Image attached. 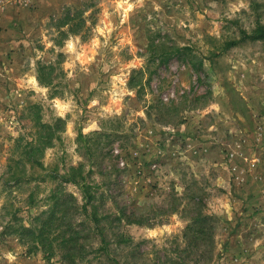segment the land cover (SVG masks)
I'll use <instances>...</instances> for the list:
<instances>
[{"label":"rangeland","instance_id":"rangeland-1","mask_svg":"<svg viewBox=\"0 0 264 264\" xmlns=\"http://www.w3.org/2000/svg\"><path fill=\"white\" fill-rule=\"evenodd\" d=\"M35 1L0 11V173L15 140L32 129L26 108L38 104L44 122L66 120L62 140L45 153L48 167L84 161L80 132L106 134L95 142L92 178L144 223L120 227L132 242L129 249L112 245L121 263L173 264L185 249L186 226L202 211L220 220L208 264H264V42L207 59L213 39H237L238 27L255 26L256 13L264 23V0ZM67 9L82 11L85 24L57 47L56 26ZM156 31L191 55L152 63L139 97L129 81L145 67L148 36ZM59 53L63 77L53 88L41 86L38 63L55 62ZM51 187L42 185L38 197ZM2 205L0 190V212ZM179 254L188 264L202 259L191 249ZM0 264L48 263L26 255L16 237H0Z\"/></svg>","mask_w":264,"mask_h":264},{"label":"trees","instance_id":"trees-1","mask_svg":"<svg viewBox=\"0 0 264 264\" xmlns=\"http://www.w3.org/2000/svg\"><path fill=\"white\" fill-rule=\"evenodd\" d=\"M257 11V9H256ZM85 20L82 11L67 9L57 23L58 36L55 45L63 47L64 42L72 35H80ZM237 39H227L209 50L208 60L214 61L229 49L238 47L246 42H264V23L261 15L256 13L255 26L250 30L237 29ZM169 35L162 31L153 32L148 36V45L144 51L146 64L143 69L135 70L129 81L130 89L136 90L139 97L149 87L151 76L149 68L156 62L167 64L175 57L185 56L187 59L190 47L170 45ZM64 54L59 53L52 63L39 62L37 80L46 88H53L54 82L63 77L61 64ZM192 58V62H203ZM196 69V70H198ZM149 74L147 81L142 76ZM54 91L52 96L56 97ZM161 104V108L166 105ZM154 109L153 103L148 105L147 115ZM27 119L32 129L21 135L14 142L6 170L0 173V190L3 205L0 212V237H16L28 256L41 254L48 264H123L113 257L112 245L131 248L132 242L120 231L122 225L144 224L128 215L114 201L113 196L105 189L104 182L95 181L92 176L96 173L94 148L98 139L106 134L96 132L95 138H90L80 132L78 136V151L84 159L78 165L60 169L55 164L48 167L43 159L48 149L62 140L66 128V120L57 118L52 123L43 121L42 107L38 104L28 106ZM52 183L51 189L44 198H39L41 186ZM31 187L25 199V188ZM68 186L77 189L79 196L68 190ZM110 203V204H109ZM39 212L33 214L35 209ZM174 210V213L178 212ZM24 213L28 214L25 219ZM220 220L212 215L199 211L190 219L183 232L185 248L181 254H187L190 249L202 256L198 264H208L213 260L216 235ZM173 264H188L180 254ZM209 254V258H205ZM105 260V261H103Z\"/></svg>","mask_w":264,"mask_h":264},{"label":"built area","instance_id":"built-area-1","mask_svg":"<svg viewBox=\"0 0 264 264\" xmlns=\"http://www.w3.org/2000/svg\"><path fill=\"white\" fill-rule=\"evenodd\" d=\"M35 0H0V11H4L7 7L13 6L16 8L27 7L31 8L35 5Z\"/></svg>","mask_w":264,"mask_h":264}]
</instances>
